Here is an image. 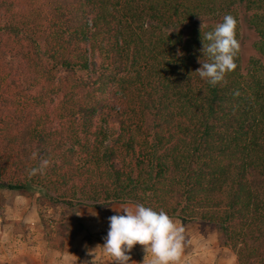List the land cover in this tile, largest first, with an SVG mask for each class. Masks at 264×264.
<instances>
[{"label": "trees", "instance_id": "1", "mask_svg": "<svg viewBox=\"0 0 264 264\" xmlns=\"http://www.w3.org/2000/svg\"><path fill=\"white\" fill-rule=\"evenodd\" d=\"M225 15L236 68L210 86L201 39ZM2 190L141 204L264 264V0H0Z\"/></svg>", "mask_w": 264, "mask_h": 264}, {"label": "rangeland", "instance_id": "2", "mask_svg": "<svg viewBox=\"0 0 264 264\" xmlns=\"http://www.w3.org/2000/svg\"><path fill=\"white\" fill-rule=\"evenodd\" d=\"M242 29L244 33H248L245 30L244 23ZM251 39V36L247 34L244 43L246 49H248ZM124 207L134 209L135 205L131 203H113L99 209L83 205L68 206L64 203H51L42 192L36 190H2L0 191L1 224L5 226V224L8 225L12 221L17 224L26 219L32 229L29 230L24 227V224L27 225L26 220L21 223V228L14 225L17 232L23 234L21 238L25 239V235L29 231L38 232L40 236L33 242L37 246V249H34L37 250L35 251L36 254L24 250L23 252L26 253H21L20 257H14L9 263L0 260V264H62L65 261H62L61 255H52V253L56 250L63 251L70 248L68 244L71 243L70 239L73 238L66 240L61 238L75 229L80 231L74 237V264H93V261L86 258L88 257L86 256L87 252L97 249L103 255L104 249L102 247L109 227L108 218L112 215H122L123 211L120 209ZM170 219L174 224L180 226L179 219ZM91 222H99L101 226H97V223L86 226V223ZM198 222L193 221V223L191 222L188 226L183 227L184 232L189 230L191 233H198L200 228L203 231V236L201 238L193 236L189 238L184 234L185 239L179 260L181 262L178 264H237L232 251L219 245L215 228L202 222H199L201 225H198ZM102 224H106V226ZM6 250L8 251V249ZM138 250H140V255L137 258V264H150L151 252L145 251L144 246L139 244ZM64 260H66L65 263L69 264V259ZM97 262L102 263L98 260Z\"/></svg>", "mask_w": 264, "mask_h": 264}, {"label": "clouds", "instance_id": "3", "mask_svg": "<svg viewBox=\"0 0 264 264\" xmlns=\"http://www.w3.org/2000/svg\"><path fill=\"white\" fill-rule=\"evenodd\" d=\"M235 34L236 20L231 15H225L213 30L204 33L200 51L207 60H199L200 67L196 73L208 85L216 86L223 82L226 74L236 68L234 58L239 44ZM48 163L43 160L40 167L33 168L29 175L42 172ZM120 210L122 215L108 218L109 227L103 244L105 254L112 258L111 264H128V253L137 244L151 252L150 264H178L185 239L182 226L174 224L164 211L157 212L141 204L134 209L124 207Z\"/></svg>", "mask_w": 264, "mask_h": 264}, {"label": "crops", "instance_id": "4", "mask_svg": "<svg viewBox=\"0 0 264 264\" xmlns=\"http://www.w3.org/2000/svg\"><path fill=\"white\" fill-rule=\"evenodd\" d=\"M25 220H23V222ZM27 221L28 220L25 221V223H27V225L25 226V224H24V227L26 229L30 230L32 228L28 224ZM23 222L16 224V222L12 221L8 225L5 224V226H4L3 224H1V219H0V257H2V258H0V260L5 261L6 263H9L12 259H14V257H16V258L20 257L22 255L21 253L25 254L26 252H23L24 250L30 251L32 253H35V251H37V250H34V249H37V246L33 242L36 241L37 238L40 236L39 233L29 231L26 233L25 239H23V238H21V235H23V234L18 233L14 227V225L16 227H18V226L20 227L21 223H23ZM96 223H97V226H101V223H99V222L86 223V226H88V225L92 226V225H95ZM102 225L106 226V224H102ZM179 225L182 227H186L189 225V223L188 224H182L180 222ZM198 225H201V224L198 222ZM95 229H98V228H95ZM202 232L203 231H201V229L199 228L198 233H191V231L185 230L184 234H186L189 238H191L192 236L195 238H197V237L201 238L203 236ZM70 241H71V243L68 244V246L70 248L68 250H66V249L63 251H60V250L57 251L56 250V251H54V253H52V255H59L60 254L61 257L63 258L62 261L66 262V260H64V259H69V264H74V238L70 239ZM222 248L229 250V248H226V247H222ZM6 249H8V251ZM88 251H89V249H88ZM128 255L130 256V261L128 262V264H137L138 263L137 258L140 255V250H138V244L132 248V250L128 253ZM86 256H88L86 258H88L89 261H93V264H110V262L112 261V258L107 256L105 254V252H103V255H102L101 253H99V251H97V249H95V251H92V252H87ZM148 256H150V255H148ZM233 256H234V254H233ZM97 260L101 261L102 263L97 262ZM65 262H63L62 264H68ZM180 262H178V263H180ZM80 264H82V263H80Z\"/></svg>", "mask_w": 264, "mask_h": 264}]
</instances>
